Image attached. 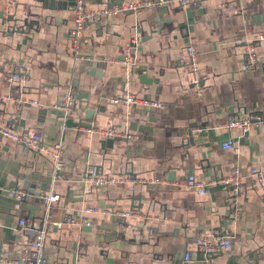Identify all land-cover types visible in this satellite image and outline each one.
<instances>
[{
  "label": "crops",
  "instance_id": "crops-1",
  "mask_svg": "<svg viewBox=\"0 0 264 264\" xmlns=\"http://www.w3.org/2000/svg\"><path fill=\"white\" fill-rule=\"evenodd\" d=\"M142 1L88 0L89 11L114 13L87 25L75 52L76 0H14L12 8L0 0V97H14L0 104V126L37 133L46 145L61 141L63 156L58 172L48 154L0 135V186L27 183L32 192L49 187L61 196L48 210L38 197L19 204L0 192V264L21 258L27 234L17 219L52 226L44 264H206L194 246L201 235L231 240V248L213 258L216 264H264V189L249 174L264 172V125L245 134L226 127L234 118L264 117V41L254 40L264 35V0L116 11ZM246 41L257 44L250 70L243 68ZM128 45L132 67L108 63L124 59ZM188 45L199 52L200 90L193 86ZM16 70L28 72L24 86L10 84ZM69 91L76 106L62 132L55 106ZM121 94L164 108L113 104ZM109 126L136 138L105 137L101 130ZM228 141L231 149L224 148ZM236 166L246 186L236 221L228 186L218 183L201 196L170 184L190 175L216 180ZM89 168L130 173L142 183L93 189L84 182ZM135 206L140 214L118 216ZM65 209L80 224L68 223Z\"/></svg>",
  "mask_w": 264,
  "mask_h": 264
},
{
  "label": "built area",
  "instance_id": "built-area-1",
  "mask_svg": "<svg viewBox=\"0 0 264 264\" xmlns=\"http://www.w3.org/2000/svg\"><path fill=\"white\" fill-rule=\"evenodd\" d=\"M195 0H145L142 2H131L123 5L116 11H133L139 12L143 9L156 11L163 8H171L174 6L186 7ZM88 0H76L74 15L75 21L74 26L70 32L71 48L77 52L80 49V45L84 36L87 25L93 22H97L109 17L114 11L111 10H100V11H89L87 9ZM14 0H7V6L12 8L14 6ZM9 26H7V30ZM257 42L264 41V35L256 37ZM137 39L133 40V44H137ZM255 41H246V56L244 60L243 68L250 70L257 65V44ZM132 46L128 45L125 52V57L122 60L111 59L108 63H121L126 68H130L134 65L131 60ZM186 52L189 60V67L193 75V86L198 90L202 87V75L199 68V52L194 45H188ZM28 78V72L26 70H16L9 75L8 80L11 85L19 84L24 86ZM14 97L12 94L0 97V104L4 105L8 101H13ZM33 104H37V101H32ZM112 103L115 105H140L144 107H153L156 109H163L164 105L157 101H149L147 99L139 98L136 95L126 94L117 95L112 99ZM76 101L72 96L71 92H67L59 103L55 106L61 114L62 132L68 130V121L74 112ZM264 125V117H255L252 115L243 118L231 119L226 127L228 130H240L243 134L247 133L253 125ZM83 131H90L88 129H80ZM101 134L105 137L131 141L135 140V136L128 132H119L114 127L109 126L108 128L101 130ZM0 135L14 141L15 143L25 146L32 151L40 152L42 154H48L53 162L55 169L60 172L63 168V156H62V143L57 141L53 145H46L42 141V137L37 134H26L19 130L12 129L9 126H0ZM233 141L225 143V149H231L233 147ZM250 175L257 178V188L264 189V172L262 170L252 168L249 171ZM59 177V173L57 174ZM84 182L90 188L98 189L112 185L127 184L131 189L134 186L142 183V180L137 176L130 173L122 175H104L97 168H89L86 171ZM169 183V182H168ZM167 183V184H168ZM224 184L231 189V200H232V219L236 221L241 215V209L239 207V200L244 198L246 195V186L244 182L243 173L240 167L236 166L233 169V173L227 177H221L216 180L202 181L196 178L195 175H190L186 180L182 182L170 183L176 187H184L188 191H193L201 196H206L209 193V189L216 184ZM0 192L4 193L8 197L14 199L17 203L22 204L26 201H31L37 196L25 188L23 185H17L13 188H6L0 186ZM43 205L49 210L53 205L60 201L61 196L55 192H45L38 197ZM66 220L68 223L80 224L67 209L64 210ZM90 214H99L101 210L98 208H88L86 210ZM140 214L138 208H132L130 211L119 212L118 216L121 219H127L131 216ZM19 225L24 229L27 237L23 243V250L21 258L14 261L3 260V264H44L45 263V245L48 234L52 231V226L48 223H43L40 226L35 224H29L25 219H17ZM231 240L227 237H212L207 235H201L194 241V246L197 253L203 257L206 264H216L213 258L218 255L221 251L231 248ZM187 260L192 258V254L187 252L185 255Z\"/></svg>",
  "mask_w": 264,
  "mask_h": 264
},
{
  "label": "water",
  "instance_id": "water-1",
  "mask_svg": "<svg viewBox=\"0 0 264 264\" xmlns=\"http://www.w3.org/2000/svg\"><path fill=\"white\" fill-rule=\"evenodd\" d=\"M24 187L25 188H27V189H29L28 187H29V185H27V183L24 185ZM49 187H43V190L42 191H45V192H49ZM37 197H40L41 196V194L43 193H41V192H39V193H36V191H34L33 192ZM136 207V206H135ZM135 207H133V208H135ZM136 208H138V207H136ZM139 209V208H138Z\"/></svg>",
  "mask_w": 264,
  "mask_h": 264
}]
</instances>
